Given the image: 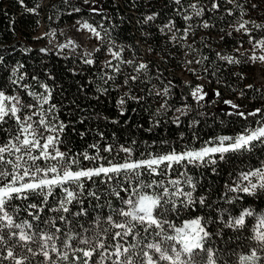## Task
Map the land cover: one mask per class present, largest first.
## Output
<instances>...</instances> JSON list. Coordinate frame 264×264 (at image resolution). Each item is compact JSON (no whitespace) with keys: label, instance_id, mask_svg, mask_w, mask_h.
Listing matches in <instances>:
<instances>
[{"label":"trees","instance_id":"1","mask_svg":"<svg viewBox=\"0 0 264 264\" xmlns=\"http://www.w3.org/2000/svg\"><path fill=\"white\" fill-rule=\"evenodd\" d=\"M216 2L220 8L208 11L212 0H199L205 12L196 16L189 5L197 3V0H181L180 4L175 0H89L88 4L83 0H0V91L7 97H16L18 101H8L6 106L13 103L17 107L20 104L33 105L21 108L17 115L21 118L31 115L34 127L38 126L35 122L41 113L46 122H51L50 126L59 128L61 123L65 125L62 132L44 131L43 134L59 136L62 142L56 147L78 160V165H72V170L95 167L96 163L108 166L107 160L124 163L127 159H149L172 150L177 153L199 150L205 146H216L221 136L235 137L246 130L251 131L260 126L258 121L264 123V64L250 59L253 55L258 56L255 53L258 47L253 45L256 40L264 39V28L248 24L251 30L248 34L244 30L236 31V26L241 19L264 24V0H236L243 5L246 13L243 17L240 9L227 0ZM75 7L80 8V12L73 11ZM93 7L98 11H91ZM229 9L231 15L228 14ZM154 14L153 20L146 19ZM184 16L192 18L185 20ZM204 21L210 26L203 27ZM85 22L101 31V36H105L101 25L107 31L104 40L96 38L93 43L95 49L90 55L79 49L70 54L44 46L46 34L57 35L61 28ZM170 22L171 28L164 27ZM113 43L115 46L110 51ZM121 49V60H132V64L113 58L112 52ZM228 56L239 60V63H228L223 59ZM89 59L92 64L85 62ZM109 61L111 66L107 64ZM141 63L148 67L138 74L135 69ZM136 75H139L138 80L130 79ZM126 77L129 78L127 85L124 84ZM258 77L263 81H258ZM198 86L202 91L193 96ZM165 88L169 89L167 95L163 92ZM126 92L135 99L125 97L127 103L118 105ZM200 95L203 99L198 98ZM43 98H47L48 103H42ZM225 101L239 107L233 108ZM181 108L184 113L176 115ZM256 108H260L261 113L247 115ZM241 111L245 116L237 114ZM18 129L19 124L14 117L0 121V147L10 142L18 144L15 139L19 135ZM93 144L99 145L100 155L106 160L93 163L80 155L85 152L89 156L96 155V150L90 147ZM108 145L113 146V151H102ZM122 146L133 150L131 157L121 150ZM4 155L15 161L20 154ZM223 155L224 159H220V154L211 157L215 164L188 163L185 160L170 169L161 165L158 171L164 172L163 175L144 172L140 180L152 186L140 187L139 194L131 192V188L138 186L135 178H131L130 183L123 174L118 177L119 183L115 180L102 183L101 179L107 181L106 177L93 178L94 182H85L84 193L79 197L82 203L66 205L70 208L69 213L51 210L64 196L61 188H55L54 194L48 198V205L39 213L40 221L30 215L37 209L25 208L32 203L41 204L43 197L29 194L27 200L12 201L18 206L16 219L17 222L28 220L41 229H52V225H45L42 221L64 215L68 223L56 219V227L63 230L57 233L60 240L64 239L65 233L88 236L92 230L110 227L106 218L112 208L127 207L120 197L138 199V195L162 194L167 188L168 195L164 197L170 201L164 205L167 219L180 226L189 219L202 218L210 232L205 248L213 250L216 264H241L240 257L250 254L256 247L254 229L264 218V188L259 186L264 181L259 176L244 180L243 174L257 169L264 171V142L253 141L245 149ZM31 164L28 161V165ZM36 164L46 168L59 165V162L41 159ZM0 170L11 173L12 165ZM52 175L49 173V177ZM188 177H191L194 189L186 183ZM10 180L11 176H8L4 182ZM171 180H179L178 187L184 192H192L196 203L189 204L186 196H173L175 188L169 183ZM156 181L161 187L156 186ZM252 183L257 187L251 194L239 190L250 187ZM236 186L239 189L232 191ZM113 188H128L129 191H120V197H117ZM89 191L96 192L99 200L89 196ZM201 197L204 204L198 202ZM174 205L175 211L172 210ZM82 209L86 214L74 215ZM248 211L252 215H246ZM242 214L244 225L234 226L233 220ZM83 229L89 231L84 232ZM118 230L112 229V232ZM155 231L158 230L150 229L152 234H148L140 229L141 235L129 238V243L138 245L137 252L144 248L151 254L147 244L163 240L165 234L175 235L173 229H166V233L160 236H156ZM170 243L165 241L163 246ZM16 251L26 252L19 247ZM197 251V260L206 262L208 254ZM71 255L69 253L70 259ZM258 255L264 261V252H258ZM141 259L147 264L145 257ZM43 260V256L31 257L29 254V264H42ZM3 264L14 262L5 260ZM57 264H70V261L57 260Z\"/></svg>","mask_w":264,"mask_h":264},{"label":"snow or ice","instance_id":"2","mask_svg":"<svg viewBox=\"0 0 264 264\" xmlns=\"http://www.w3.org/2000/svg\"><path fill=\"white\" fill-rule=\"evenodd\" d=\"M23 2V0H21ZM67 2V0H65ZM85 4L89 3V0H83ZM176 4H180L181 0H175ZM227 3L233 4L236 8L240 9L241 17L246 13L243 5L236 2V0H227ZM193 9L196 16H202L205 12V7L197 3L189 5ZM255 7V5H253ZM220 5L216 0H212L211 7L208 11L218 10ZM80 8L75 7L73 11L80 12ZM29 11L35 12L36 9H29ZM91 11L97 12L98 9L93 7ZM228 14L231 15V9L228 10ZM155 18V14L148 16L146 19L151 21ZM191 16H184L185 20H190ZM248 24H252L255 28H264V24H256L255 21H248L241 19L236 26V31L244 30L245 33L250 34V29L247 27ZM88 29L97 39L104 40L107 36V31H104L105 36H101V31H97L96 27L85 22L82 25ZM210 25L207 21H204L203 27L207 28ZM164 27L171 28V22L166 24ZM187 31V30H186ZM252 38L250 36V43ZM115 46L114 43L110 44L111 47ZM254 48L259 47L264 49V39L256 40L253 45ZM44 51V49H41ZM99 51V49H97ZM121 50L112 52L114 59L121 60ZM90 55V54H89ZM219 55V54H218ZM228 63H239V60L228 56L223 57ZM251 60H259L264 62V55L250 57ZM87 64H92L91 59L85 61ZM122 63L132 64V60L123 61ZM108 66H111V61L107 62ZM148 65L145 63L139 64L135 71L139 74L141 70L147 69ZM119 69L117 68V71ZM111 78V77H110ZM131 80L135 81L139 79V75L131 76ZM129 78L126 77L124 84H128ZM249 88L252 85H248ZM169 89L163 90L164 95H167ZM202 89L198 86L196 91L193 92V96H196ZM160 95V93H157ZM219 95V92L216 93ZM125 97H130L129 93H124L118 101V105L123 106L127 103ZM203 99V95L198 97ZM8 101H17L16 97H7L3 91H0V121H4L6 117H14L19 124V135L15 139L19 142L8 143L3 147H0V169L6 165H12V172L0 170V264L7 260L14 262V264H29V254L31 257L37 255L43 256L44 260L42 264H57L59 261H70V264H144L141 257H145L147 264H160V262H167V264H216L215 253L212 249L205 248V240L210 237V232L206 230V222H202V218L195 217L183 222L182 225H173L166 217L167 209L164 205L170 201L164 197L168 195V189L164 188L163 193L155 195H138V199H132L131 197L125 199L120 197V191H129L128 188H113V193L120 197L122 204L126 205V208L115 209L112 208L110 214L106 218V223L110 225L108 228H102L100 231L92 230V234L88 236H81L79 233L70 235L65 233L63 240H60L57 233H61L63 230L56 227V219L68 223L67 218L64 215H60L55 219H45L42 222L45 225H52V229L45 227L41 229L39 225H33L28 220H22L17 222L16 215L18 206L13 205L12 201L16 200H27L29 194H35L42 196L43 199L41 204H29L25 208L37 209L36 213H30L34 220L40 221V212L43 211L44 206L48 205V198L54 194L55 188H61L64 196L58 200V206L52 208L54 212L69 213L70 208L66 205L73 204V202L82 203L79 199L83 195L85 190V182L93 181V178L106 177L107 181L101 179L102 183L108 181H117L118 177L123 174L127 178V182H131V178L137 180V187L131 188V192L139 194L140 187L149 188L152 186L150 183H144L140 180V177L147 172L148 175H163L164 172L158 171L161 165L165 166V169H170L174 164H180L187 160L188 163H213L216 161L211 159L215 154H220V159H224V153L229 151H238L247 148L248 145L253 141L264 142V123H260V126L252 129L251 131H245L235 137L232 136H221L218 138V144L216 146H205L199 150H187L177 153L175 150L168 152L167 154H157L149 159L132 160L127 159L124 163H113L111 160H107L104 164L96 163L99 160H106L105 157L100 155L101 149L99 145H90L91 148L96 150V155L89 156L87 152L82 153L85 160H89L96 163L95 167L91 168H78V170H72V165L77 164L78 160L74 156H70L69 153L61 152L56 145L61 143L58 135H47L44 136V131L47 132H62L65 125L62 123L59 128L54 125L50 126V121L46 122L43 113L40 114V119L35 123L37 127L33 126L32 116H21L17 115L21 108L33 107V105L20 104L17 107L16 103L6 106ZM18 103V101H17ZM42 103H48L47 98H43ZM226 104H230L233 108H238L236 104H232L231 101H225ZM163 106V105H162ZM55 107V106H52ZM51 109H49L50 111ZM179 111V110H178ZM261 113L260 108H256L254 111L248 112V116H256ZM35 114V113H34ZM124 112L121 110V115ZM241 117L245 116L244 112H238ZM178 119V118H177ZM41 128L43 131H41ZM21 136L23 137L21 139ZM43 141V142H42ZM226 142H228L226 144ZM51 149V150H50ZM121 150L131 157L133 150L131 148L121 147ZM104 152H112L113 146L108 145L103 148ZM37 154H33V153ZM13 153H19L16 156V160L7 159L4 155ZM27 157V159H25ZM207 158V159H206ZM57 160L59 165H52L46 168H41L36 164L38 160ZM23 161V163H21ZM28 161L32 164L28 165ZM63 168L62 172L60 168ZM22 170V171H21ZM144 170V171H141ZM43 174L38 176V174ZM49 173L53 174L49 177ZM8 176H11V180L4 182ZM252 176H259L261 181H264V171L257 169L254 172L243 174L244 180H249ZM28 177V180H25ZM156 186L161 187L159 181H156ZM175 188L172 192L173 196H186L189 204L196 203L193 199L192 192H184L178 187L180 184L179 180L169 181ZM186 183L190 184L192 188L195 185L192 184L191 177H188ZM67 185V186H66ZM74 185V186H73ZM264 188V182L259 185ZM257 187L256 184L252 183L249 186H245L239 189V186L233 187L232 191L242 190L245 193L251 194L252 190ZM89 196H92L99 200V196L96 192L89 191ZM200 204H204V198H200L198 201ZM183 203V201H181ZM163 210V211H160ZM173 211L176 210L175 205ZM155 213V214H154ZM86 214L82 209L80 212L74 215L79 216ZM246 215H252L251 211H248ZM115 217H120L116 219ZM99 223V221H96ZM244 215L235 218L233 220L234 226L244 225ZM83 228V226L81 225ZM112 229H119L118 231L112 232ZM140 229H143L144 233L152 234L150 229H156V236H160L162 233H166V229H173L175 235H164V239L156 243L147 244V249H151L152 253L149 254L144 248H140L137 252V244L129 243V238H136L141 235ZM84 232H88L89 229H83ZM70 231V230H69ZM253 239L257 242L256 247L253 248L248 255L240 257L241 264H264L258 252H264V218L258 221L257 227L254 229ZM110 234V235H109ZM59 242V246L57 241ZM12 243H9V242ZM72 241H75L73 243ZM111 241V242H110ZM165 241H171L172 243L163 246ZM35 245V247H33ZM84 245L85 247H80ZM26 250V252H17L16 248ZM197 250L204 251L208 254L207 261L197 260L199 255ZM71 253V259L69 256ZM79 253V255H77ZM158 254V255H157ZM98 257V259H94Z\"/></svg>","mask_w":264,"mask_h":264},{"label":"rangeland","instance_id":"3","mask_svg":"<svg viewBox=\"0 0 264 264\" xmlns=\"http://www.w3.org/2000/svg\"><path fill=\"white\" fill-rule=\"evenodd\" d=\"M82 25L83 24H73L69 28H61L57 31V35L52 33L46 34L45 41L43 43L44 46L58 51L65 50L70 54L75 52L74 50L76 49H79L84 53L87 51L90 54L95 49V45L93 43L96 42V37ZM41 34H43V32ZM255 53L258 54V56L264 55V49L258 47ZM261 64H264V62H261ZM257 79L260 82L263 81L260 77ZM183 113V108L176 111V115Z\"/></svg>","mask_w":264,"mask_h":264},{"label":"built area","instance_id":"4","mask_svg":"<svg viewBox=\"0 0 264 264\" xmlns=\"http://www.w3.org/2000/svg\"><path fill=\"white\" fill-rule=\"evenodd\" d=\"M85 52L89 54V52H87V51H85Z\"/></svg>","mask_w":264,"mask_h":264}]
</instances>
